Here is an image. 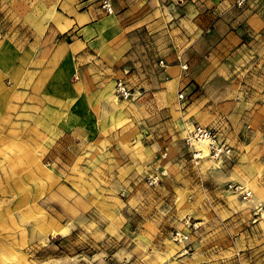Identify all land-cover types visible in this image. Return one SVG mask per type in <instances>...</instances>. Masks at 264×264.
Segmentation results:
<instances>
[{
  "label": "rangeland",
  "instance_id": "1",
  "mask_svg": "<svg viewBox=\"0 0 264 264\" xmlns=\"http://www.w3.org/2000/svg\"><path fill=\"white\" fill-rule=\"evenodd\" d=\"M61 6L0 0V264H264V1L133 0L120 68Z\"/></svg>",
  "mask_w": 264,
  "mask_h": 264
},
{
  "label": "crops",
  "instance_id": "2",
  "mask_svg": "<svg viewBox=\"0 0 264 264\" xmlns=\"http://www.w3.org/2000/svg\"><path fill=\"white\" fill-rule=\"evenodd\" d=\"M132 1L133 0H114V14L103 16L104 13L100 8L99 0H60L62 11L56 18L60 19L61 25L65 27L64 32L71 31L80 43L85 44V47L93 48V46H96L95 42L98 43L102 40H110L112 42V48L101 54L103 62L108 65L119 66L120 68L128 54L121 48L122 44L125 43L123 42L126 35L125 26L134 23V18L133 16L131 17ZM201 19L202 21L200 20V22L207 23V25L212 22L209 15L206 17L202 16ZM108 22L112 23V27L109 28L107 32L108 34L101 33L99 38L96 39V30L98 26L100 27L101 23ZM92 32L94 35H92ZM89 41H91V43H87ZM96 54L100 56L97 50ZM118 71L125 74L124 72L126 70L119 69ZM41 73H45L40 74L41 77L46 76L47 73H49V69L41 70ZM134 73L136 74V72ZM128 77H130V74ZM31 86L33 88L44 89L45 99H48V96H51L53 93L52 90L54 85L51 81H45L41 84H39L38 81H33L31 82Z\"/></svg>",
  "mask_w": 264,
  "mask_h": 264
},
{
  "label": "built area",
  "instance_id": "3",
  "mask_svg": "<svg viewBox=\"0 0 264 264\" xmlns=\"http://www.w3.org/2000/svg\"><path fill=\"white\" fill-rule=\"evenodd\" d=\"M236 6H244L249 2H258L264 0H232ZM100 8L105 14H112L114 12V0H99ZM186 69V65L183 66ZM115 93L118 95L119 98L126 100L131 97V88L128 86L127 82L119 78L115 82ZM208 140V155L211 158L219 159L224 157H229L231 155V148L227 141L222 138L216 131L209 126L195 124L192 126L188 136H185V141L188 144H191V140ZM192 145V144H191ZM199 151H195L194 158L195 159H202L206 156L198 155ZM199 162V161H198ZM149 183L152 186H157L159 183V177L153 176ZM243 194L247 196V192L242 191ZM179 242H183L187 237L185 235H181L177 232V236L175 237Z\"/></svg>",
  "mask_w": 264,
  "mask_h": 264
},
{
  "label": "bare ground",
  "instance_id": "4",
  "mask_svg": "<svg viewBox=\"0 0 264 264\" xmlns=\"http://www.w3.org/2000/svg\"><path fill=\"white\" fill-rule=\"evenodd\" d=\"M108 89H109L110 99H112L114 103L118 102V99L115 97V90L113 91L112 86H110ZM188 129H189L188 132H190L191 126H189ZM188 134H187V136H188ZM191 144L195 147L194 149H197L198 151H200V153H198V155H202V156L208 155V153H209L208 152V149H209L208 140H200V139L199 140H191ZM197 150H195V151H197ZM248 196H250V193L248 194Z\"/></svg>",
  "mask_w": 264,
  "mask_h": 264
}]
</instances>
